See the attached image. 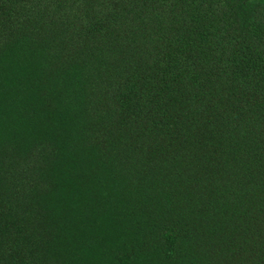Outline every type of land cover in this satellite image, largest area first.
I'll return each instance as SVG.
<instances>
[{"label":"trees","instance_id":"16d2710c","mask_svg":"<svg viewBox=\"0 0 264 264\" xmlns=\"http://www.w3.org/2000/svg\"><path fill=\"white\" fill-rule=\"evenodd\" d=\"M0 264H264V0H0Z\"/></svg>","mask_w":264,"mask_h":264}]
</instances>
